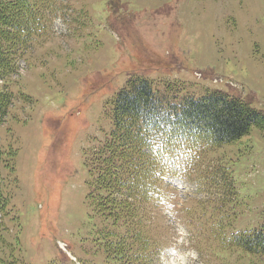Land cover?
I'll return each mask as SVG.
<instances>
[{"label":"rangeland","instance_id":"obj_1","mask_svg":"<svg viewBox=\"0 0 264 264\" xmlns=\"http://www.w3.org/2000/svg\"><path fill=\"white\" fill-rule=\"evenodd\" d=\"M55 1L49 36L6 85L15 103L0 127V264H113L97 235L104 223L92 218L86 164L111 128L105 103L140 76L161 89L186 83L184 93L196 97L205 91L192 86L222 90L264 111V0ZM207 161L232 173L223 220L235 217L238 231L259 227L264 133L253 127ZM181 181L154 212L155 264H264L210 237L221 183L208 191L199 179Z\"/></svg>","mask_w":264,"mask_h":264},{"label":"trees","instance_id":"obj_2","mask_svg":"<svg viewBox=\"0 0 264 264\" xmlns=\"http://www.w3.org/2000/svg\"><path fill=\"white\" fill-rule=\"evenodd\" d=\"M55 10L54 0L0 1V78L19 72L21 57L49 28ZM184 89L167 85L161 91L149 79L133 77L105 103L111 128L86 164L92 218L104 223L97 235L113 264L156 262L160 245L153 236L154 212L173 198L169 178H198L210 189L223 181L219 200L234 196L226 184L232 173L207 157L253 127L264 131L263 111L222 91L195 98ZM12 99L6 88L0 90V127ZM220 212L217 207L210 216L216 219L211 231L217 241L264 255V222L258 229L227 233L224 228H233V220H223Z\"/></svg>","mask_w":264,"mask_h":264}]
</instances>
